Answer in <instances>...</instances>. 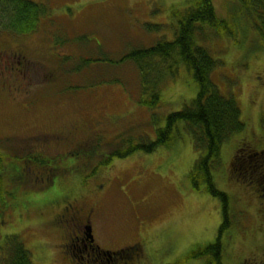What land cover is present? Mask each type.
I'll return each mask as SVG.
<instances>
[{"label":"rangeland","instance_id":"obj_1","mask_svg":"<svg viewBox=\"0 0 264 264\" xmlns=\"http://www.w3.org/2000/svg\"><path fill=\"white\" fill-rule=\"evenodd\" d=\"M29 1L43 6L45 12L34 32L17 36L9 32L12 12L4 14L5 2L0 0V41L18 39L28 47L27 87L15 99L0 93V172L6 165L9 190L12 164L4 155L19 158L22 171L14 172L16 198L30 206L53 199L57 203L43 207L41 213L21 212L24 219L18 220L15 230L22 229L20 238L30 264H87L81 256L90 254L89 248H73L75 256L67 254L74 259L68 258L60 246L59 230L42 224L62 202L92 214L94 242L104 253L115 252V257L123 247L139 243L141 254L131 264H205L208 257L194 253L215 242L223 215L220 197L212 196L204 182L199 188L190 182L188 173L198 152L189 133L180 131L169 146L132 151L96 165L116 148L123 152L139 142L148 145L157 138L156 129L165 124V114L196 96L198 85L182 64L178 74L165 82L160 104L152 110L140 101L136 66L124 58L133 48L174 37L173 11L195 0ZM213 5L217 16L228 21L229 31L211 32L205 43L220 60L212 81L223 94L233 96L244 122V129L221 145L218 162L211 163L216 188L228 199L229 225L220 237L222 261L261 264L264 195L230 177L229 162L243 139L254 150L264 148V38L238 1L213 0ZM78 64L80 68L70 76ZM21 102L32 106L22 110ZM152 112L159 115L156 122ZM16 118H22V123L12 124ZM64 129L72 130L71 136L57 139ZM117 137L122 144L114 146ZM101 146L102 152L92 153ZM38 148L56 164L49 163L46 169L23 160ZM50 175L52 183L47 184ZM6 189L0 186V201L10 200ZM39 219L38 225H32ZM4 231L1 223L0 235ZM10 245H0V252L5 249L0 254L6 255ZM105 256L97 254L89 264H107L98 261ZM121 260L117 263L128 264Z\"/></svg>","mask_w":264,"mask_h":264},{"label":"trees","instance_id":"obj_2","mask_svg":"<svg viewBox=\"0 0 264 264\" xmlns=\"http://www.w3.org/2000/svg\"><path fill=\"white\" fill-rule=\"evenodd\" d=\"M3 1L5 2L4 14L7 11L12 12V15H9V23L13 26V30H9L10 32L21 35L35 31L39 17L45 12L43 6L29 0ZM236 1L244 10L243 14L251 16L253 25L264 38V0ZM173 15L177 18L174 37L160 38L149 47L133 48L124 58L132 61L136 66L142 94L140 101L152 110L160 104L161 89L165 82L178 74L182 64L191 72L198 85L196 96L185 102L180 109L165 114V124L156 129L157 138L150 141L148 145L139 142L123 152H119L116 148L104 162L96 163V165H106L114 157L122 158L132 151L151 152L161 145L169 146L180 131L189 133L192 144L198 152L188 173L190 182L195 188H199L200 182H204L206 190L212 196L220 197L223 215L215 242L207 244L201 251H196L194 254L207 256L205 264H224L220 237L224 228L229 225L228 199L226 193L216 188L211 174V169L215 165L211 163L218 162L221 145L234 133L242 131L244 122L240 118L241 110L233 96L223 94L212 81L213 71L216 70L220 60L212 56L205 43L210 39L211 32L229 31V25L225 18L217 16L213 0H195L190 5L174 10ZM94 60L92 58L88 61ZM79 68L80 64L68 73L71 76ZM158 117L156 112H152L153 122H156ZM116 144L114 146H119L122 142L118 140ZM97 147L99 142L95 145V148ZM102 147L92 153L102 152ZM45 153L42 151L32 154L25 160L40 166L49 165V163L55 165V159L45 156ZM229 166L230 177L238 180L240 178L242 183L254 187L261 192V195H264V148L254 150L248 141L243 139L237 145ZM141 250L139 243L123 247L119 252L122 257L124 256L121 262L131 263L134 257L140 256ZM30 262L28 249L23 243L18 244V242L11 248L9 256L5 259V264H30ZM260 262L264 264V261Z\"/></svg>","mask_w":264,"mask_h":264},{"label":"flooded vegetation","instance_id":"obj_3","mask_svg":"<svg viewBox=\"0 0 264 264\" xmlns=\"http://www.w3.org/2000/svg\"><path fill=\"white\" fill-rule=\"evenodd\" d=\"M12 42H2L0 41V93L9 94L10 98H17L24 91L26 86L27 77H26V63L28 62L27 57V46L22 41H18V39H11ZM26 93H30L27 90ZM21 101V100H20ZM19 101L16 103L18 104ZM21 105V106H20ZM20 107L22 110H28L29 106H32L31 102H21ZM20 124L22 123V118L17 119L12 122V124ZM71 131H66L65 129L61 134L57 137L60 140H68V137L71 136ZM44 152V150H40L39 148L35 150L32 154H38V152ZM46 154V153H45ZM8 161L11 162V166H8L10 171V178L13 183L10 186V189H6V181H5V173H6V165L2 170L0 175V186H3L8 191L7 197L10 199L8 202L5 198L0 201V224L2 223L3 228L5 229L4 234L0 235L2 238L1 246L10 245V249L6 255L0 254V264H5V259L9 256L11 252V248L14 245L19 243H23L24 241L20 238V233L15 230V226L18 225L19 219H24L21 216L22 211H28L29 209H35L38 212H42L43 207L48 206L50 208V204L52 207L57 205L55 200H52L48 203H43L39 205H31L35 207H31L29 204H24L19 201L16 197L19 194L18 189L15 188L17 177L14 175V172H18L19 169L22 171V167H20L19 162L17 161L19 158H9L4 155ZM22 160V158H21ZM5 162V161H4ZM9 164V163H8ZM14 179V180H13ZM49 179V177H48ZM9 212L7 213V210ZM12 210V212L10 211ZM57 210V211H56ZM54 215L50 216V218L42 222V224H48L50 228L58 229L60 238L62 239L61 247L67 253L71 252L74 255L73 248L81 247V250H88L90 254H86L85 256H81V259L85 261V263L89 264L90 262H94L97 259H94L95 255H106L104 260H98L100 262H105L107 264L113 263L118 264L117 261L123 259L120 253H117V256L114 257L115 252L107 251L104 253L100 251V248L97 244H94V226L92 221V214L85 213L82 209L76 208L72 209V206H65V203L62 202V206L59 209H54ZM14 215H17V219L13 222ZM37 218L33 221H36ZM42 219H39L37 223H33L32 225H38V223ZM8 223V228L4 227V224ZM28 224V223H27ZM26 224V225H27ZM90 230V231H88ZM94 244V245H93ZM5 246V248H6ZM4 251L0 253H4ZM103 252V253H102ZM69 258H71L70 254H67ZM75 256V255H74ZM73 257V256H72ZM84 258V259H83ZM74 259V258H72ZM98 263V262H97ZM126 264V263H125ZM131 264V263H129Z\"/></svg>","mask_w":264,"mask_h":264}]
</instances>
